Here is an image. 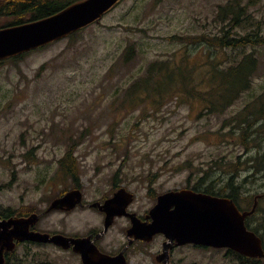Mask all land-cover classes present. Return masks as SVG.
I'll list each match as a JSON object with an SVG mask.
<instances>
[{
	"label": "rangeland",
	"instance_id": "obj_1",
	"mask_svg": "<svg viewBox=\"0 0 264 264\" xmlns=\"http://www.w3.org/2000/svg\"><path fill=\"white\" fill-rule=\"evenodd\" d=\"M230 1L122 0L75 37L0 64V208L46 209L70 185L59 162L69 148H75L85 184L89 176L105 190L120 170L138 197L139 212L160 193L211 181L222 188L233 174L243 207L246 199L264 194V164L248 161L264 154V123L250 121L245 138L238 118L251 96L264 91V47L258 50L253 88L225 112H203V102L177 91L184 75L199 87L211 76L208 63L232 59L200 45L224 28L229 18L219 17L218 10ZM253 1L249 10L264 28V0ZM14 20L2 15L0 25ZM95 217L81 209L57 210L37 227L82 231ZM164 240L158 235L137 244L131 264H163L155 255ZM22 253L24 264H80L78 256L54 246H20L15 255ZM172 261L241 264L225 248L194 245L175 248Z\"/></svg>",
	"mask_w": 264,
	"mask_h": 264
},
{
	"label": "water",
	"instance_id": "obj_2",
	"mask_svg": "<svg viewBox=\"0 0 264 264\" xmlns=\"http://www.w3.org/2000/svg\"><path fill=\"white\" fill-rule=\"evenodd\" d=\"M120 1L77 0L49 16L0 27V60L46 46L100 21ZM120 194L104 204H92L107 213L106 227L115 216L126 213V205L116 204ZM261 197L264 194L255 196L251 209L242 210L228 196L186 188L169 190L158 196L147 216L151 220H141L136 214H130L132 226L128 234L133 237L130 243L134 240L151 242L156 235H164L166 240L163 249L155 256L156 261L163 264H172L171 251L186 244L227 248L249 257L264 258L262 237L246 224L247 217L255 212ZM77 205H83L81 192L73 190L53 200L42 213L4 218L0 214V264L6 263V253L15 250L20 241L53 243L63 249L73 248L75 252L81 253L83 264H127L123 253L111 256L97 250L99 255H95V246H90L86 238L31 229L44 215L54 210L69 211Z\"/></svg>",
	"mask_w": 264,
	"mask_h": 264
},
{
	"label": "trees",
	"instance_id": "obj_3",
	"mask_svg": "<svg viewBox=\"0 0 264 264\" xmlns=\"http://www.w3.org/2000/svg\"><path fill=\"white\" fill-rule=\"evenodd\" d=\"M74 1L76 0H55V6L50 8L49 11L47 10L46 4H41V7L44 6V10H40L39 14L34 13L35 10L33 7L26 8L21 3H19L17 7L11 6L9 8L8 11H12V13L8 12L7 15L14 16L15 22L13 21L12 23L8 24H20L28 17H30V19H36L38 17L43 18L49 16ZM253 2V0H248L246 2H244V0H231L228 3L219 6V17L222 19L229 18V20L226 21V23L223 25L224 28L218 34L214 35L213 37H203L201 39L200 45L205 46L210 52L213 50L216 52V55L220 52L221 55L225 54L226 58L232 56V59L229 58V60L226 61H219L218 59L220 58L216 57L217 60L215 63H208L209 66H212L211 76L208 80H200L199 87L196 85H190L191 81H188V77L184 74V79L181 83L182 87H177V91L182 90L183 92L188 93L191 98L198 99L203 102V112L218 114L223 113L242 95L253 88L254 77L259 68L258 50L260 49V46L264 47V28L259 22L255 21L252 16L253 13L251 10H249L251 9ZM25 11L27 12L26 16H24L25 18L22 20L19 19L18 14ZM245 19H249L250 22L245 23L246 26L241 25L240 28L242 30H234L239 27L242 21L245 22ZM247 26L252 27L253 29H249ZM77 32L73 33L71 36L75 37ZM171 38L175 39L178 37L173 36ZM30 53L31 52H27L22 55L13 56L7 60H0V64L6 61H17ZM205 64L207 63L205 62L203 65ZM162 69L163 68H161L159 71ZM191 75L193 74L189 73V76ZM171 81H173V79H171ZM238 118L243 120L241 127L243 136L245 138H249L251 134V126L249 122L255 120L257 122L262 121L264 123V91L258 95L251 96L245 107L238 115ZM230 124L232 127L234 126V123ZM252 137L258 138V135L252 134ZM71 144L76 145L78 142H73ZM255 145L259 147L262 144L257 143ZM74 149L75 148H69L66 154L59 160L61 168L68 173H71L72 170L80 168L77 156L74 154ZM263 159L264 154L258 155L257 157H249L248 161L253 160L255 163L261 164V167H263ZM72 177L78 178L79 174L74 173ZM11 182L3 184V188L10 187ZM195 187L200 191H205L213 195L231 197L241 207L242 210L251 209L254 202L246 199L247 207H243L240 196L241 189L240 186L237 185L235 174L229 177L226 182V186H223L222 188H218L217 183H213V181H211L208 185L200 182L198 185H195ZM261 203H263L262 206H260ZM263 207L264 197L260 199V203L258 204L255 212L247 218L246 224L250 229L254 230L258 235H260L264 242ZM6 209L5 215H9V217L12 216L11 211H13V209ZM15 214L22 215L18 214L17 212ZM7 254L10 255L11 253L8 252ZM228 254L234 255V257H236V259L241 264H264V258L249 257L232 249L228 251Z\"/></svg>",
	"mask_w": 264,
	"mask_h": 264
},
{
	"label": "flooded vegetation",
	"instance_id": "obj_4",
	"mask_svg": "<svg viewBox=\"0 0 264 264\" xmlns=\"http://www.w3.org/2000/svg\"><path fill=\"white\" fill-rule=\"evenodd\" d=\"M19 3H21L26 8L27 7H33V9L35 10L34 11L35 14L36 13L39 14L40 10H44V8H43L44 6L41 7V4H43V5L46 4L48 11L50 10V8L55 6V0H0V16L7 15L8 12L12 13V11H8L9 8L11 6L17 7V5ZM17 13H18V11H17ZM26 14H27L26 11L19 13L18 18L22 20L25 18L24 16H26ZM19 16H22V17H19ZM39 18H41V17H38L36 19H39ZM36 19H30V17H28L23 22H28V21H32V20H36ZM23 22H21V23H23ZM11 25H16V24L6 23L3 25H0V27L11 26ZM96 171L97 170H94V174L96 173ZM117 171L119 173H115V174L110 176L111 178H109V184H107V189H105V190H102V189H100V187L95 186V185H98L99 182L97 180L94 181V179L92 178V176H94V174L90 175L92 179H90L89 176L86 178L88 180V183L85 184L83 182V179H82L80 168L76 169V170H72L71 173H68L66 171H62V173L66 174V176L68 177V179L70 181V185L66 190L60 191V190H62V189H60L58 191L59 193H57V195L56 194L53 195V197L51 198L47 207L50 205V203L53 200L65 195L67 192H70L73 190H79L81 192V198H82L83 205L82 206L77 205L74 209L69 210V211H66V210H60V211H63L66 213H72L78 209H81L84 211H90L91 213L95 214L96 217L94 218V220L92 222H90L89 224H86V228L82 231H72V232L65 233L62 231L52 232L50 230L39 229L37 227V225L44 216L31 229L42 231V232H51V233L61 232V233H64V234H66L68 236H72V237L86 238V241L90 246H95L94 247L95 255H97V256L99 255L97 250L101 251L102 253L109 254L111 256H116V255L123 253L125 255L126 260H127V264H131L132 263V257L135 253V246L137 244L145 245V244L150 243V242H145L142 240H134L132 243H130L131 239H133V237H130L128 234V230L132 226V218H131L130 214H136L141 220H146V219L151 220L152 218L147 217V216H148L151 208L156 204L159 195H157V197L155 198L154 204L150 205L143 212H139L136 208V203H137L138 197H137L135 191L131 188V185L128 181H125L124 179H121L119 177V176H122V172H120V170H117ZM74 173H78L79 177L73 178L72 175H74ZM92 186H93V188H90ZM51 187H52V185H51ZM184 188L192 189V190H195L198 192H205V191H200L199 189H196L195 186L192 188L191 187H183V188H179V189H184ZM120 192H121L120 198H117L116 204H118L119 206L126 205L125 206V212L126 213H124L122 215L115 216L113 218L112 223L108 227H106L105 225H106L107 213L98 207L92 206V204H94L96 202L104 204L106 201L114 198ZM0 210H1L0 214L2 215L3 218L9 217V215L8 216L5 215V211L7 209L1 208ZM16 212L18 214H22V216H25V215L30 214L29 212H31V211H25L23 209H19L17 211H14V210L11 211V214L16 215L15 214ZM18 216H20V215H18ZM115 229H117V231ZM160 235H162V234H160ZM162 236H164V235H162ZM38 245L54 246L60 250L71 253L75 256H78L79 260H80V264H83L81 253L75 252L73 250V248L62 249L61 247H58L57 245H55L53 243H39V242H32V241L18 242L16 249L13 252H10L11 253L10 255H8L6 253V263L5 264H10V262H11V264H24V254L25 253H22V255H21L22 258H20L19 256H16L15 253H16L17 248L20 246L33 247V246H38ZM191 245L195 246V244H191ZM177 247H179V246H177ZM228 251L229 250H227V253H228ZM172 252H173V250H172ZM172 252H171V260H172ZM42 263H46V264L49 263L50 264V262H46V261H41V262L36 263V264H42ZM172 264H174L173 261H172Z\"/></svg>",
	"mask_w": 264,
	"mask_h": 264
}]
</instances>
